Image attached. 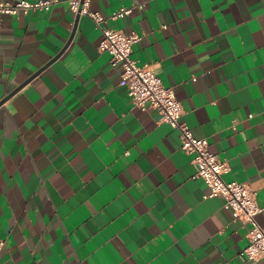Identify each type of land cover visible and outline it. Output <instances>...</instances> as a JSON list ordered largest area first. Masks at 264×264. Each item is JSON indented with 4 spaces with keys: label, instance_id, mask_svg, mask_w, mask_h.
<instances>
[{
    "label": "crops",
    "instance_id": "0c3cea01",
    "mask_svg": "<svg viewBox=\"0 0 264 264\" xmlns=\"http://www.w3.org/2000/svg\"><path fill=\"white\" fill-rule=\"evenodd\" d=\"M89 9L140 35L131 57L173 89L182 121L227 163L223 179L255 192L264 227V0ZM74 20L67 0L0 15V101L20 86L0 105V264H264L238 258L247 226L206 197L177 131L132 104L91 18L47 65Z\"/></svg>",
    "mask_w": 264,
    "mask_h": 264
},
{
    "label": "built area",
    "instance_id": "2783aa9c",
    "mask_svg": "<svg viewBox=\"0 0 264 264\" xmlns=\"http://www.w3.org/2000/svg\"><path fill=\"white\" fill-rule=\"evenodd\" d=\"M73 17L88 16L100 29L101 40L97 49L110 56V66L120 69V84L126 88L132 104L140 110L153 109L159 119L167 123L178 133L179 148L188 157L195 168L194 176L200 178L208 188L206 197L221 196L224 205L232 211L233 217L247 226L246 245L238 253L241 261L264 260V227H259L253 219L259 210L255 192L245 182L225 181L223 175L228 165L216 154L208 150L205 138H196L182 117V106L171 87L163 85L161 79L152 71L150 65L140 64L131 57L132 46L140 40L136 31L128 34L121 30L104 26L106 18L99 12L91 11V0H67ZM56 0H0V15L13 16L32 11H47ZM143 5H135L142 9ZM132 8H120L110 19L123 18L131 13ZM3 240L0 239V252Z\"/></svg>",
    "mask_w": 264,
    "mask_h": 264
},
{
    "label": "water",
    "instance_id": "95a60500",
    "mask_svg": "<svg viewBox=\"0 0 264 264\" xmlns=\"http://www.w3.org/2000/svg\"><path fill=\"white\" fill-rule=\"evenodd\" d=\"M74 25H73V29H72V31H71V33H70V35H69V37H68V39H67V41H66V43H65V45H64V47L49 61V63H47V65L48 64H50L52 61H54L61 53H62V51L65 49V47L68 45V43L70 42V40H71V38H72V35H73V33H74V29H75V26H76V23H77V21H78V19H79V16L78 15H76L75 17H74ZM46 65V66H47ZM37 73H35L34 75H36ZM33 75V76H34ZM18 88H20V86L19 87H17V89ZM16 89V90H17ZM15 90V91H16ZM15 91H13L12 93H10L7 97H5L4 99H2L1 101H0V105L1 104H3V102L9 97V96H11Z\"/></svg>",
    "mask_w": 264,
    "mask_h": 264
}]
</instances>
